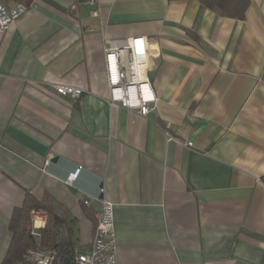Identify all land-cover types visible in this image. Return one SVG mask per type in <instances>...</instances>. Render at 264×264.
<instances>
[{
    "label": "crops",
    "instance_id": "0c3cea01",
    "mask_svg": "<svg viewBox=\"0 0 264 264\" xmlns=\"http://www.w3.org/2000/svg\"><path fill=\"white\" fill-rule=\"evenodd\" d=\"M2 2L28 11L0 35V263L30 193L67 208L80 253L104 199L117 264H264V0L242 20L199 0ZM130 37L147 40L145 118L108 103L103 39Z\"/></svg>",
    "mask_w": 264,
    "mask_h": 264
},
{
    "label": "built area",
    "instance_id": "2783aa9c",
    "mask_svg": "<svg viewBox=\"0 0 264 264\" xmlns=\"http://www.w3.org/2000/svg\"><path fill=\"white\" fill-rule=\"evenodd\" d=\"M76 1V0H73ZM101 0H84L85 6H98ZM28 11V6L16 3L7 9L0 0V35L9 31L16 21ZM99 10L93 12L97 16ZM103 60L105 79L108 90V103L135 112L145 118L153 109L155 95L148 78L147 40L144 37H130L121 40L103 39ZM54 92L72 101L78 100L84 91L66 85H51ZM175 140V139H174ZM191 146L190 142L175 140ZM78 172V171H77ZM71 174L67 183L76 178ZM257 183L264 188V176ZM100 209L95 213V227L88 250L78 252L74 264H117L114 256L115 237L113 230V206L100 199ZM91 200H83V205L90 206ZM46 226V215L42 211H31L28 234L34 239L40 238V231ZM24 260L32 264H53L54 254L37 248H28L23 254Z\"/></svg>",
    "mask_w": 264,
    "mask_h": 264
},
{
    "label": "trees",
    "instance_id": "16d2710c",
    "mask_svg": "<svg viewBox=\"0 0 264 264\" xmlns=\"http://www.w3.org/2000/svg\"><path fill=\"white\" fill-rule=\"evenodd\" d=\"M221 15L242 20L250 0H199ZM41 210L47 214L46 226L40 231V238L34 239L27 232L31 211ZM69 211L49 194L37 199L26 193L22 204L11 214L9 230L11 240L0 264H32L23 258L28 248H37L54 254L53 264H74L78 245L73 230L68 226Z\"/></svg>",
    "mask_w": 264,
    "mask_h": 264
},
{
    "label": "water",
    "instance_id": "95a60500",
    "mask_svg": "<svg viewBox=\"0 0 264 264\" xmlns=\"http://www.w3.org/2000/svg\"><path fill=\"white\" fill-rule=\"evenodd\" d=\"M80 2H83L84 0H79ZM55 160H53V162H54Z\"/></svg>",
    "mask_w": 264,
    "mask_h": 264
}]
</instances>
